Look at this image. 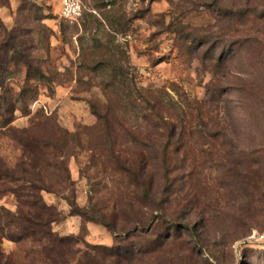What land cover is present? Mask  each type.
I'll return each mask as SVG.
<instances>
[{"label":"rangeland","instance_id":"rangeland-1","mask_svg":"<svg viewBox=\"0 0 264 264\" xmlns=\"http://www.w3.org/2000/svg\"><path fill=\"white\" fill-rule=\"evenodd\" d=\"M84 3L72 22L59 0H0V170L42 181L64 238L16 241L3 220L0 264H264V0ZM121 65L177 129L168 171L164 129L122 112ZM133 149L144 183L114 155ZM0 206L18 201L7 191Z\"/></svg>","mask_w":264,"mask_h":264},{"label":"trees","instance_id":"trees-1","mask_svg":"<svg viewBox=\"0 0 264 264\" xmlns=\"http://www.w3.org/2000/svg\"><path fill=\"white\" fill-rule=\"evenodd\" d=\"M217 47L218 43L214 44L212 48L215 50ZM223 57L224 56L220 55V58L217 60L224 63ZM113 69L115 70V74H113L111 77L112 85L126 87L122 94H116V97L123 108L122 112L127 115L129 119L140 118L143 120V122L153 123L154 127L159 126L161 129H164L167 140L164 143L159 156L161 163L165 167V170L168 171L170 168L168 150L172 146L173 140L176 136V127L173 128L171 123L161 114L159 111L160 108H157L158 106L155 100L151 99V97L146 93L139 92V90H133L130 83L131 79L127 75L128 72H126L124 66L121 65L117 68L114 67ZM116 69L120 70V72H117ZM138 92L140 93V96L136 95ZM215 93L216 88L210 96L212 104L214 101L217 102V98L214 96ZM144 103L149 104V107L143 106ZM115 108H118V106H115ZM93 112L96 113L99 118L102 117L98 110L93 108ZM122 123L124 124V122ZM107 128L110 130L109 122H107ZM41 142L42 141L38 138V136H30V138L24 140V142L21 139V143L23 144L25 150L24 155H28L29 163H32V161L35 163L37 160L34 155H31V153L32 151H36L37 153L41 152V147H43ZM134 153L136 156H134ZM114 155L116 156L118 162H120L122 171L127 172L132 180L138 182V184L144 183L145 180L143 179V172L145 170L144 161L146 157L144 150H142L140 153L138 149H133L131 154H128L127 157H121L117 153H114ZM31 165L32 167H35L36 163ZM8 177H11L13 180L19 181L21 183L16 186L8 187L4 182L8 179ZM37 178V176H28L26 174L18 175L7 170L0 172V195L6 193L7 191H11L18 201V210L15 212L0 206V222L4 220L7 223H11V225L15 227L13 230L14 232L11 233V236L16 241L22 240L29 236L38 240L45 239L48 242L60 240V243H62L64 238L55 235L52 229V223L59 219V212L52 205H48L45 201H43L41 192L46 186L41 184L42 181H39L38 183ZM144 194L147 196L150 195L146 189ZM75 211L89 221L102 223L113 231H117L115 220L113 219L107 220L102 214L97 215L94 212L91 213L85 208L76 207ZM174 224L179 225L177 223ZM157 242L163 244L164 240L161 238H156L154 243Z\"/></svg>","mask_w":264,"mask_h":264},{"label":"built area","instance_id":"built-area-1","mask_svg":"<svg viewBox=\"0 0 264 264\" xmlns=\"http://www.w3.org/2000/svg\"><path fill=\"white\" fill-rule=\"evenodd\" d=\"M60 9L57 15L69 21H78L84 14V0H59Z\"/></svg>","mask_w":264,"mask_h":264}]
</instances>
